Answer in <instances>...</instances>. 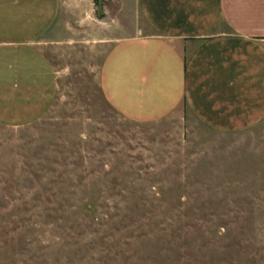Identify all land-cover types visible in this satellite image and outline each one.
Here are the masks:
<instances>
[{"label": "rangeland", "instance_id": "obj_1", "mask_svg": "<svg viewBox=\"0 0 264 264\" xmlns=\"http://www.w3.org/2000/svg\"><path fill=\"white\" fill-rule=\"evenodd\" d=\"M128 2L123 17L118 0H81L108 15L20 46L17 73L1 63L0 264H264V123L221 134L184 109L135 122L106 101Z\"/></svg>", "mask_w": 264, "mask_h": 264}, {"label": "crops", "instance_id": "obj_2", "mask_svg": "<svg viewBox=\"0 0 264 264\" xmlns=\"http://www.w3.org/2000/svg\"><path fill=\"white\" fill-rule=\"evenodd\" d=\"M127 2L118 0L123 17ZM128 5L132 30L116 40L97 79L122 117L157 122L184 109L221 134L264 123V0H130ZM83 9L81 0H0V66L20 71L19 47L35 45L56 25L67 31L72 18L80 26L100 20L94 12L90 18L81 15ZM119 17L113 23L127 26ZM32 54L40 61L37 51Z\"/></svg>", "mask_w": 264, "mask_h": 264}, {"label": "trees", "instance_id": "obj_3", "mask_svg": "<svg viewBox=\"0 0 264 264\" xmlns=\"http://www.w3.org/2000/svg\"><path fill=\"white\" fill-rule=\"evenodd\" d=\"M94 4L97 7L99 5V0H94Z\"/></svg>", "mask_w": 264, "mask_h": 264}]
</instances>
